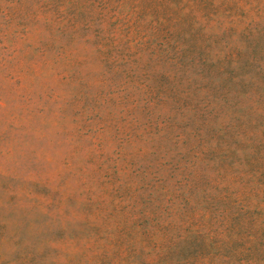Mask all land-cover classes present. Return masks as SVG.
Listing matches in <instances>:
<instances>
[{
  "label": "rangeland",
  "instance_id": "obj_1",
  "mask_svg": "<svg viewBox=\"0 0 264 264\" xmlns=\"http://www.w3.org/2000/svg\"><path fill=\"white\" fill-rule=\"evenodd\" d=\"M0 264H264V0H0Z\"/></svg>",
  "mask_w": 264,
  "mask_h": 264
}]
</instances>
